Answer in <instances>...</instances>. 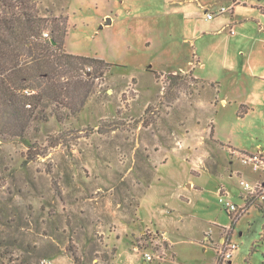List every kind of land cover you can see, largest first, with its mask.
<instances>
[{
    "label": "rangeland",
    "instance_id": "1",
    "mask_svg": "<svg viewBox=\"0 0 264 264\" xmlns=\"http://www.w3.org/2000/svg\"><path fill=\"white\" fill-rule=\"evenodd\" d=\"M35 2L68 17L67 53L113 66L86 68L64 121L0 138V264H218L219 238L224 264H264V202L238 183L263 177L237 154L264 159V0Z\"/></svg>",
    "mask_w": 264,
    "mask_h": 264
},
{
    "label": "trees",
    "instance_id": "2",
    "mask_svg": "<svg viewBox=\"0 0 264 264\" xmlns=\"http://www.w3.org/2000/svg\"><path fill=\"white\" fill-rule=\"evenodd\" d=\"M48 13L42 15L35 0H0L1 139L25 138L38 117L47 121L49 109L59 123L64 121L57 108L70 105L71 96H78V88L88 85L91 75L102 76V68L113 66L102 59L67 53L64 38L68 17ZM44 33L48 34L47 38L43 37ZM89 67L93 69L91 75L85 71ZM83 75L86 81L82 80ZM184 79L182 75H168L164 95L168 96L173 88L180 89ZM190 79L198 80L192 74ZM73 86L77 89L72 90ZM80 111L72 110L70 115ZM257 209L264 214L262 206ZM68 252L73 263L80 264L74 249Z\"/></svg>",
    "mask_w": 264,
    "mask_h": 264
},
{
    "label": "built area",
    "instance_id": "3",
    "mask_svg": "<svg viewBox=\"0 0 264 264\" xmlns=\"http://www.w3.org/2000/svg\"><path fill=\"white\" fill-rule=\"evenodd\" d=\"M227 9L224 7H221L217 12L213 13H207L206 19H212L214 16L221 15L224 13H227ZM233 34L234 32L231 31ZM44 38L48 37L47 33L43 34ZM238 154V158L242 166L248 168L251 172L258 173L263 178L262 180H258L254 185H252L250 182L246 180L239 179L238 183L241 186L244 193H246V197L244 198L245 201H248L247 198H250L251 200H257L259 202H264V159L260 154H252V155H243L240 153ZM218 202L222 206V208L230 215H234V219H237L235 215L240 214L244 212L245 207H237L232 201L229 199V193L224 192L223 194H219ZM221 246L224 247L223 251L221 252L220 261L218 264H224V262L231 259L232 256V250L234 249L233 246H231V243L225 242L222 239ZM137 250V249H136ZM154 258L161 260L162 256L156 255L152 256L149 254H144V260L146 262L152 261Z\"/></svg>",
    "mask_w": 264,
    "mask_h": 264
},
{
    "label": "crops",
    "instance_id": "4",
    "mask_svg": "<svg viewBox=\"0 0 264 264\" xmlns=\"http://www.w3.org/2000/svg\"><path fill=\"white\" fill-rule=\"evenodd\" d=\"M205 12H206V14L207 13H210V12H208L207 10H205ZM233 14H234V12H231V15H230V25L233 27V26H235L236 24H241L240 22L241 21H239V22H234L233 20H234V18H233ZM256 20V19H255ZM245 22V21H244ZM240 27H245V26H239V28ZM259 31H262V33H264V26L263 25H260L259 27ZM261 29V30H260ZM234 32V31H233ZM240 36H242V31H240V35H237V37H240ZM240 39H242V38H240ZM248 52H250V51H248ZM216 94H217V96H216V98L220 101V103H221V105H223V106H226L227 104H230L229 103V101H228V99L227 98H225V97H222V96H220V90H216ZM233 175H235L236 176V174L234 173H231V177L233 176ZM253 207H255V206H253ZM164 235V234H163ZM167 239V238H166ZM222 240L219 238V242H221Z\"/></svg>",
    "mask_w": 264,
    "mask_h": 264
}]
</instances>
